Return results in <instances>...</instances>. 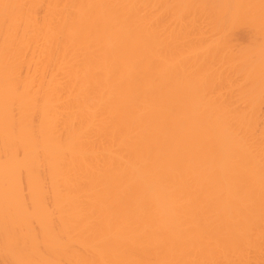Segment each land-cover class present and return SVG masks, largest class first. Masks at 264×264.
Returning <instances> with one entry per match:
<instances>
[{
  "label": "bare ground",
  "instance_id": "obj_1",
  "mask_svg": "<svg viewBox=\"0 0 264 264\" xmlns=\"http://www.w3.org/2000/svg\"><path fill=\"white\" fill-rule=\"evenodd\" d=\"M263 101L264 0H0V264H264Z\"/></svg>",
  "mask_w": 264,
  "mask_h": 264
},
{
  "label": "rangeland",
  "instance_id": "obj_2",
  "mask_svg": "<svg viewBox=\"0 0 264 264\" xmlns=\"http://www.w3.org/2000/svg\"><path fill=\"white\" fill-rule=\"evenodd\" d=\"M240 36H241V34H240ZM262 104H264V101H263V103ZM262 108H263V111H264V105L262 106Z\"/></svg>",
  "mask_w": 264,
  "mask_h": 264
}]
</instances>
